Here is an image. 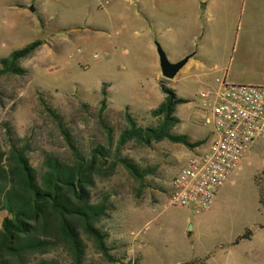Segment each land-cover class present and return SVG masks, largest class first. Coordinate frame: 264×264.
Segmentation results:
<instances>
[{
  "label": "rangeland",
  "instance_id": "374dc122",
  "mask_svg": "<svg viewBox=\"0 0 264 264\" xmlns=\"http://www.w3.org/2000/svg\"><path fill=\"white\" fill-rule=\"evenodd\" d=\"M244 2L223 0L224 8L234 6V14L224 16L200 8L196 0H0V58L36 39L43 41L18 60L26 74L0 75V143L7 148L3 122H8L13 136L28 144L37 172L45 152L71 161L61 128L46 110L50 105L80 151L86 154L100 143L110 148L112 158L119 131L127 126L126 106L138 124L151 123L149 110L163 99L164 84L188 100L177 105L182 119L173 130L204 139L201 148L206 147L212 126L198 123L191 106L219 73L205 74L206 66L187 71L184 65L166 79L160 74L155 42L171 61L195 51L213 32L230 48L235 43L240 47L259 26V16L252 17ZM103 82L107 105L102 118L113 129L111 144L98 116ZM186 149L168 139L145 146L131 140L120 146L117 155L153 172L137 180L117 163L111 175L96 179L93 196L108 194L111 204L97 223L107 233V253L85 238L82 264H208L209 256L217 258L228 248L259 257L253 262L264 260V249L257 247L264 243V229L259 228L252 242L230 244L264 224L258 188V180L264 184V140L254 142L228 175L218 203L201 212L168 201L170 181L189 159ZM7 215L0 210V227ZM45 256L55 260L50 264H74L62 250Z\"/></svg>",
  "mask_w": 264,
  "mask_h": 264
},
{
  "label": "trees",
  "instance_id": "16d2710c",
  "mask_svg": "<svg viewBox=\"0 0 264 264\" xmlns=\"http://www.w3.org/2000/svg\"><path fill=\"white\" fill-rule=\"evenodd\" d=\"M43 43L36 39L25 46L13 50L9 56L0 58V75L14 73L24 75L27 68L18 60L27 56ZM107 83H102L103 98L99 101L98 116L106 131L109 144L113 140V129L104 121L102 113L107 105ZM163 99L149 110L153 121L146 125L136 122L126 106L127 126L120 129L115 153L110 158V148L95 144L84 154L72 142L61 116L50 105L46 110L57 121L67 141L73 159H62L45 152L40 172L30 162L28 144L22 137L13 136L8 122H3L8 138V146L0 143V210L8 215L0 227V264H50L54 259L45 256L54 250H62L74 264H82L85 255V238H91L104 253L107 248L104 239L107 233L97 223L107 215L111 207L109 195L95 198L92 188L96 179L111 175L117 163H121L137 180H142L151 168H143L132 159L117 155L121 145L134 141L139 145H149L152 141L168 139L193 148L204 140H191L183 132L173 128L180 122L176 114L178 104L188 100L179 96L174 88L161 84ZM258 180L259 203L264 209V184ZM251 230H246L237 239L249 238ZM200 260V259H197ZM206 264L204 260L199 263Z\"/></svg>",
  "mask_w": 264,
  "mask_h": 264
},
{
  "label": "built area",
  "instance_id": "2783aa9c",
  "mask_svg": "<svg viewBox=\"0 0 264 264\" xmlns=\"http://www.w3.org/2000/svg\"><path fill=\"white\" fill-rule=\"evenodd\" d=\"M191 106L198 123L211 124L206 147H199L170 181L168 201L207 210L228 175L250 146L264 140V84L231 82L228 67ZM203 145V144H202Z\"/></svg>",
  "mask_w": 264,
  "mask_h": 264
},
{
  "label": "crops",
  "instance_id": "0c3cea01",
  "mask_svg": "<svg viewBox=\"0 0 264 264\" xmlns=\"http://www.w3.org/2000/svg\"><path fill=\"white\" fill-rule=\"evenodd\" d=\"M199 2L201 3L200 8L208 10L209 13H212V10H218L221 11V13H225L223 14L224 16L226 15V13H230V16L234 14V6L232 7V9L231 6L224 8L225 3L223 4V0H196L197 4H199ZM247 5L249 6V9L251 11L250 15L252 17L259 16V26L257 27L258 32H253V35H246L240 47L239 43H235L236 45H232L231 48L226 43V40H220L215 35V32H213V34L209 36V40L207 42L198 44L195 51H185V53L187 54L192 53V56L185 64V70L188 71L192 68L201 69L206 66V71H204L205 74L218 72L220 75L222 73V70L227 66L228 78L231 82L264 84V27L262 28L260 26V23L262 21L264 25V0H245L244 9L248 7ZM253 21L255 22L256 20ZM219 75H216L215 77ZM245 80L250 81L246 82ZM146 95L148 97V94ZM146 102H148V100ZM177 116L181 121L182 118L179 116V114H177ZM190 138L191 140H204L194 139L192 137ZM202 144L203 143L190 148L194 150L193 153H190V149L184 145L185 147H187L184 153V155L187 154L186 158L191 157L197 151V149L202 146ZM178 158L180 159L181 155H179ZM186 160L188 161V159ZM187 161L183 166L186 165ZM179 170L180 168L176 170L175 174H177ZM220 198H222V187L217 192L212 205L218 203V200ZM193 226L195 227L194 222ZM259 228L264 229V224L256 227L253 231H251V235L249 238L236 239V241H232V243H230L231 246H237L240 240L252 242L256 238ZM257 247L264 249V243L262 242ZM254 259L259 260V257H252V254H250L249 256L242 255L239 251L233 252L231 248H228L227 250H225L224 254H221L217 258L214 256H209L207 263L264 264V260H256L253 262Z\"/></svg>",
  "mask_w": 264,
  "mask_h": 264
},
{
  "label": "water",
  "instance_id": "95a60500",
  "mask_svg": "<svg viewBox=\"0 0 264 264\" xmlns=\"http://www.w3.org/2000/svg\"><path fill=\"white\" fill-rule=\"evenodd\" d=\"M30 9L33 10L32 7H30ZM155 45L160 74L166 79L174 78L178 71L187 63L189 58L192 56V53H189L176 61H171L169 60L162 45L157 41L155 42ZM189 225L191 226V223H189Z\"/></svg>",
  "mask_w": 264,
  "mask_h": 264
}]
</instances>
